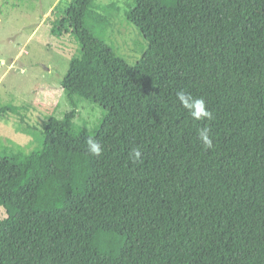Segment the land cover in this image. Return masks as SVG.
Segmentation results:
<instances>
[{"label": "trees", "instance_id": "1", "mask_svg": "<svg viewBox=\"0 0 264 264\" xmlns=\"http://www.w3.org/2000/svg\"><path fill=\"white\" fill-rule=\"evenodd\" d=\"M108 7L143 38L134 63L102 37ZM49 31L78 45L70 108L21 128L29 146L0 145V264H264V0H71ZM179 90L214 120L193 121ZM82 101L102 108L92 123Z\"/></svg>", "mask_w": 264, "mask_h": 264}, {"label": "rangeland", "instance_id": "2", "mask_svg": "<svg viewBox=\"0 0 264 264\" xmlns=\"http://www.w3.org/2000/svg\"><path fill=\"white\" fill-rule=\"evenodd\" d=\"M93 1L105 6L110 0ZM70 2L71 0H0L2 146H9L11 149L29 146L33 139L21 128L28 124L41 131L42 124L49 116L60 117L70 108L60 81L67 71L71 56L77 52L78 45L73 41V36V40L69 36L57 38L49 31L54 11L64 9ZM99 11L108 20L104 24L102 37L111 42L128 62L134 63L140 56V47L143 48L140 33L134 26L128 25L122 14L114 8ZM93 30L97 31L96 26ZM6 102L19 105V113L3 111ZM76 110L80 112L76 118L79 124L92 123L102 114V108L90 101H82ZM21 116L24 122H20ZM92 127L85 128L89 131ZM2 215L0 210V217Z\"/></svg>", "mask_w": 264, "mask_h": 264}, {"label": "clouds", "instance_id": "3", "mask_svg": "<svg viewBox=\"0 0 264 264\" xmlns=\"http://www.w3.org/2000/svg\"><path fill=\"white\" fill-rule=\"evenodd\" d=\"M176 98L179 101L182 108L187 110L191 119L195 122L200 121H213L214 115L209 110L207 103L203 97L193 96L190 92L185 90H179L176 92ZM211 129L207 126L198 130V139L203 144L205 150L212 149L214 147L213 139L210 136ZM87 152L94 157H100L103 154V147L101 143L92 137H89L86 141ZM130 158L134 160H140L142 152L139 147L133 148L130 151Z\"/></svg>", "mask_w": 264, "mask_h": 264}]
</instances>
